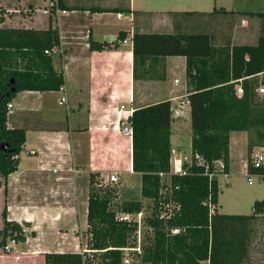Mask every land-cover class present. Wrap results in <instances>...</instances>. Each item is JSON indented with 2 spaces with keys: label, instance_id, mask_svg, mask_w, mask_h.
<instances>
[{
  "label": "crops",
  "instance_id": "0c3cea01",
  "mask_svg": "<svg viewBox=\"0 0 264 264\" xmlns=\"http://www.w3.org/2000/svg\"><path fill=\"white\" fill-rule=\"evenodd\" d=\"M32 1L38 7L31 16L16 15L20 8L12 7L0 27L56 29L59 46L49 55L54 70H63L64 84L59 90H21L9 102L7 127L25 129V141L16 170L0 185V231L4 211L7 221L22 226L25 240L11 244L7 239L9 252L0 245V264H45L46 254L83 253L79 249L86 243L89 174L103 182L116 174L123 187L141 183L132 168V137L121 132L134 109L170 102L171 148L180 155L190 149L191 139L184 146L182 134L191 131L190 111L184 110L180 117L173 114L189 95L186 58L166 56L135 63V32L204 31L211 33L215 44L230 37L232 45H255L261 17L236 12L264 11L251 10L257 0H230L228 9L224 0ZM220 8L235 13L214 12ZM90 41L117 46L89 51ZM12 54L5 63H12ZM25 62L26 58L23 65H12L23 67ZM37 69L44 72L42 65ZM62 95L66 104H59ZM247 141V132H230L229 170L233 149L240 143L244 145L241 159L247 161ZM255 243L251 241L249 249Z\"/></svg>",
  "mask_w": 264,
  "mask_h": 264
},
{
  "label": "trees",
  "instance_id": "16d2710c",
  "mask_svg": "<svg viewBox=\"0 0 264 264\" xmlns=\"http://www.w3.org/2000/svg\"><path fill=\"white\" fill-rule=\"evenodd\" d=\"M214 12L235 13L223 8ZM237 13L261 17L257 44L232 45L230 37L215 44L211 33L176 29L173 33L135 32L132 36L135 63L147 58L184 56L189 85L192 161L183 165V174H171L169 183L162 181L159 174L170 172V102L134 109L127 122L132 129V168L140 174V195L151 199L153 204L154 217L147 219L153 238L142 248L146 253L143 258L149 264H242L248 255L253 221L264 215V197L253 202L250 215L217 211L216 175L229 172L230 132H247L248 163L256 146L250 134L254 132L264 141V95H258V88L264 86V11ZM118 38L124 39V33L120 32ZM58 46V32L51 26L0 27V185L16 170L17 155L25 141V129L7 127V104L21 90L61 89L63 70H54L51 55L45 53ZM116 46L107 41H90L88 50ZM12 52H23L22 58H26L23 67L5 63ZM39 65L44 72L37 69ZM237 84L242 89L240 96ZM195 155L204 163H197ZM217 160L223 163L222 171H216ZM210 173L215 177L210 178ZM116 195L113 186L105 185L98 175L90 173L87 250L46 254L45 264H129L123 261V251L137 247L136 238L132 237L137 223L118 220L117 214H137L143 204L130 200L112 205ZM166 203L171 204L172 213L160 218V210ZM5 216L3 211L0 245L4 246L9 237L16 242L24 241L22 226L7 221ZM172 229L179 231L174 233Z\"/></svg>",
  "mask_w": 264,
  "mask_h": 264
},
{
  "label": "rangeland",
  "instance_id": "374dc122",
  "mask_svg": "<svg viewBox=\"0 0 264 264\" xmlns=\"http://www.w3.org/2000/svg\"><path fill=\"white\" fill-rule=\"evenodd\" d=\"M20 0H0V20L4 22L6 21L7 9L12 7L20 8V13H15L16 15L20 14L23 18L31 16L32 12L37 9L36 2L34 3L32 0H22L23 3H19ZM226 8H230L227 6H231L230 0H224ZM257 5H253L251 10H264V0H257ZM32 2L33 4H29ZM30 5V6H29ZM235 5V4H234ZM194 6V5H191ZM192 8V7H191ZM257 8V9H255ZM10 15V14H9ZM15 20H13L14 22ZM23 21V20H22ZM21 20L18 23L22 22ZM17 23V21H15ZM5 23V22H4ZM11 24V23H10ZM13 54L10 56L12 59V63L16 62L20 65H23L24 56L23 52H12ZM259 89V88H258ZM259 92V90H258ZM261 93V92H259ZM185 100V97L183 98ZM190 127V122L189 126ZM191 130V129H190ZM184 135L183 141L184 146H187L186 142L191 139V131H182ZM256 146L252 149V155L255 153L261 152L264 154V141L260 140L258 136L254 132L250 134ZM186 144V145H185ZM190 144V143H189ZM243 144L240 143L237 147L233 149V160L231 163L230 170L227 174L221 175L218 182L219 193L217 199L218 205V213L221 214H242V215H250L252 212V205L255 200H262L264 197V183L259 181L258 178L254 177V181L252 183L247 182L246 170L242 165L243 160ZM172 149V148H171ZM185 152V153H184ZM183 154L187 157L186 163H191V151L189 148L185 150ZM251 155V157H252ZM220 171V170H218ZM215 177V176H213ZM219 177V174L216 175V178ZM164 180L169 183L168 175L164 178ZM136 183H139V179H136ZM105 185L107 183H104ZM130 184L129 186H119L118 184H110L113 186L118 195L112 199V205H121L123 201L137 200L143 204L141 214L139 215H130L128 216L132 221L137 222V231L132 234L133 238H136L137 249L132 251L130 249H126L123 251V257H127L131 262L135 264H149L148 261L144 260L145 252L142 249L143 246L147 245L149 241L153 238L152 228L148 225L147 219L153 218L154 213L152 210V200L142 198L140 195V185ZM213 207V204H211ZM161 211V210H160ZM23 229V228H22ZM24 232V231H23ZM25 235V232H24ZM251 241H255L256 243L251 245V248L248 250L247 258L244 260L242 264H264V215L261 214L256 217L252 224V232H251ZM88 234L84 235L85 247L87 248V239ZM8 239V238H7ZM10 243V241H7ZM250 246V244H249ZM80 248L79 250H84ZM250 251V252H249ZM133 260V261H132ZM124 261V259H123Z\"/></svg>",
  "mask_w": 264,
  "mask_h": 264
},
{
  "label": "built area",
  "instance_id": "2783aa9c",
  "mask_svg": "<svg viewBox=\"0 0 264 264\" xmlns=\"http://www.w3.org/2000/svg\"><path fill=\"white\" fill-rule=\"evenodd\" d=\"M50 51L45 50V53L49 54ZM175 82L177 83L178 80H175ZM259 92L263 93L264 92V87H259ZM242 94V89L239 86L237 88V95L240 96ZM59 104H66V96L62 95L60 97L59 100ZM12 104L8 103L7 104V111L9 112V110L11 109ZM184 110L190 111V106H189V100L186 99L184 102L180 103L178 108L173 109V114L174 117H180L182 116ZM121 132L128 137H132V129L129 126V124L127 123L125 126H123ZM191 158H192V154H191ZM195 160L197 161V163L199 164H203V159L198 156L195 155L194 156ZM192 160V159H191ZM185 161H187V157L182 153V155H180L178 153V151L176 149H171L170 150V172L168 174L165 173H160V177L161 180L166 182L164 180V178L168 175V178L170 177L171 174H183L184 173V168L183 165L184 164H188ZM214 165L216 168V171L220 170L222 171L223 169V163L220 160L214 161ZM244 170H246V175H247V182L248 183H252L254 180V177L258 178L259 181L264 183V154L261 152L255 153L254 155H252L251 159H250V163H248V161H245L242 163ZM250 168L254 169L256 172H252L250 170ZM214 176L213 173L209 174V177L212 178ZM118 176L116 174H112L108 177V179L106 181H104L103 183L109 182V183H118ZM167 183V182H166ZM211 205H210V209L212 211ZM171 204L170 203H166L164 204L163 208L160 211L159 217L160 218H166L169 217L171 215ZM141 214V212L137 213V214H129V213H118L117 214V219L118 220H126L128 222H136V221H132V219H130L128 216L130 215H139ZM137 223V222H136ZM179 231V229H172V232L177 233ZM8 240L10 241L11 244H15L16 240L12 237H9ZM126 249H130L132 251L136 250V248H125ZM3 250L6 252H9L11 250L10 246L8 244H5L3 246ZM87 249H84L83 252H85ZM133 261V260H132ZM124 263H129V264H135L134 262H131V260H129L126 256L124 257Z\"/></svg>",
  "mask_w": 264,
  "mask_h": 264
},
{
  "label": "water",
  "instance_id": "95a60500",
  "mask_svg": "<svg viewBox=\"0 0 264 264\" xmlns=\"http://www.w3.org/2000/svg\"><path fill=\"white\" fill-rule=\"evenodd\" d=\"M8 94V93H7Z\"/></svg>",
  "mask_w": 264,
  "mask_h": 264
}]
</instances>
